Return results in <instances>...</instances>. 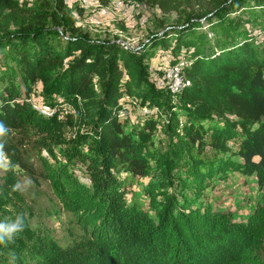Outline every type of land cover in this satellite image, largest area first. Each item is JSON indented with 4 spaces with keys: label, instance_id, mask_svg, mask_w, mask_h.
<instances>
[{
    "label": "trees",
    "instance_id": "1",
    "mask_svg": "<svg viewBox=\"0 0 264 264\" xmlns=\"http://www.w3.org/2000/svg\"><path fill=\"white\" fill-rule=\"evenodd\" d=\"M145 1L163 11L179 2ZM15 4L0 0V7ZM62 6L66 2L59 0L58 7L49 11L56 25ZM156 44L171 50L172 56L181 44L186 45L184 74L189 84L176 94L186 106L163 103L140 79L141 58ZM0 47L9 54V63L0 68V125L7 130L0 135V149L12 163L35 172L22 148L48 151L58 137L56 115L41 116L27 100L36 79L63 98H95L97 107L87 133L76 136L66 154L87 182L66 163L44 160L38 171L51 183L60 205L72 213L78 235L60 244L40 231L36 242L26 244L20 232L1 244L8 249L19 240L24 246L6 264H264L259 255L264 254V0H215L203 12L151 33L139 49L78 32L62 35L43 21L4 31ZM77 50L79 54L60 71H48ZM93 75L102 85L99 97L91 84ZM132 86L163 105L169 137L164 160L147 184L149 193L155 184L164 187L173 181L178 169H183L196 195L205 181L224 176L229 168L253 173L263 187L262 199L244 223H235L230 210L212 208L201 198L193 203L181 193L165 197L155 221L127 198L128 187L115 171L144 174L148 156L162 157L143 147L141 132L134 136L121 128L118 98ZM145 123L142 132L146 129L149 134L154 120ZM88 135L93 152L77 146ZM227 139L235 140L233 153L240 161L221 156L220 152L230 150ZM206 145L214 149L210 158L202 155ZM12 182L10 175L0 182V221L9 220L5 205L21 201Z\"/></svg>",
    "mask_w": 264,
    "mask_h": 264
},
{
    "label": "rangeland",
    "instance_id": "2",
    "mask_svg": "<svg viewBox=\"0 0 264 264\" xmlns=\"http://www.w3.org/2000/svg\"><path fill=\"white\" fill-rule=\"evenodd\" d=\"M16 4L0 7V34L4 31L25 26L28 23L43 21L47 26H54L62 35L68 33H80L95 40L114 42L124 48L139 49L147 37L156 31H160L167 25H177L187 16L199 14L215 4V0H179L176 8L163 11L155 3L145 0H135L128 13V18H120L110 13L100 27H90L84 20V14L79 7L66 4L60 9V22L56 25L55 20L49 15L50 10L58 7L59 0H15ZM230 20V14L227 16ZM201 25L198 29H203ZM262 37V35H258ZM169 39H173L169 36ZM58 40V37H55ZM186 45L181 44L179 52L171 53V50L156 44L147 50L146 56L141 58L140 79L148 83L160 95L163 103H170L180 107L186 106L177 98V93H170L163 84L162 72L164 66L173 63L178 56L186 57ZM79 51L63 58L60 62L50 66L48 71L55 74L66 63L76 57ZM9 63V54L0 47V68ZM95 90V97L102 93L101 82L96 75L91 81ZM36 102L53 104L61 103L58 112H55L59 121L58 137L50 150L22 148L25 157L32 163L35 172H28L16 163H12L4 152L0 150V182L10 175L12 188L15 189L21 201L5 205L4 209L9 219H14L20 214L24 217L25 227L21 234L26 244L36 242L40 231L48 233L58 243H68L79 233V228L73 222V215L64 209L52 192V185L46 178L38 175L42 169L41 163L45 160L51 164L66 163L69 169L79 176L83 182H87L82 171L77 168L75 160L67 156V151L74 144L76 136H85L92 119L95 117L97 107L91 100H83L79 96L70 95L63 98L60 94L51 92L39 79H36L31 90ZM64 99V100H63ZM68 100L71 106H68ZM119 119L123 132L132 133L134 136L140 132L145 138L143 147L151 153H162L161 160L148 156V168L144 174H128L122 170H116L127 189V198L137 206L144 209L153 220H157V210L165 204V197L170 194H182L198 203L201 198L212 208H222L231 211V218L235 223H244L248 213L254 204L262 199L263 187L258 185L253 173L245 174L234 168H229L226 174L220 178L212 176L204 182L199 195H196L190 182L187 180L183 169H178V174L173 181H168L166 186L160 187L155 184L153 193H149L147 184L153 181L160 164L164 160V152L167 150L169 137L164 129L165 113L162 104H157L148 95L137 92L135 86L131 91L123 90L118 98ZM120 109V110H119ZM153 119L154 124L149 134L142 130L146 127L147 120ZM206 137V135H204ZM226 144L230 150L220 152L221 156L240 161V157L233 153L235 140L227 139ZM80 149L93 152L95 149L93 139L88 135L80 145ZM214 153L211 146H205L202 155L210 158ZM220 153L218 156H220ZM179 192V193H178ZM24 246L19 240H14L9 248L5 249L0 244V264H6L14 253ZM264 258V254L259 253Z\"/></svg>",
    "mask_w": 264,
    "mask_h": 264
},
{
    "label": "built area",
    "instance_id": "3",
    "mask_svg": "<svg viewBox=\"0 0 264 264\" xmlns=\"http://www.w3.org/2000/svg\"><path fill=\"white\" fill-rule=\"evenodd\" d=\"M66 4H71L73 7H79L83 14L84 20L90 27L96 28L103 25L106 17L110 13H114L120 18H128L130 10L134 5H138L135 0H64ZM187 59L178 56L176 60L164 66L162 72L163 84L167 90L175 94L184 86L189 84V79L184 74V67L187 64ZM27 100L32 109L41 116H49L58 112L61 103H41L36 102L32 92L27 96ZM66 102V101H64ZM68 106L71 104L68 102ZM120 110V109H119ZM1 150V149H0Z\"/></svg>",
    "mask_w": 264,
    "mask_h": 264
},
{
    "label": "clouds",
    "instance_id": "4",
    "mask_svg": "<svg viewBox=\"0 0 264 264\" xmlns=\"http://www.w3.org/2000/svg\"><path fill=\"white\" fill-rule=\"evenodd\" d=\"M6 128L0 125V135H4ZM2 148V145H0ZM25 227L24 217L20 214L14 219L0 221V244H6L11 241L15 235L22 232Z\"/></svg>",
    "mask_w": 264,
    "mask_h": 264
}]
</instances>
